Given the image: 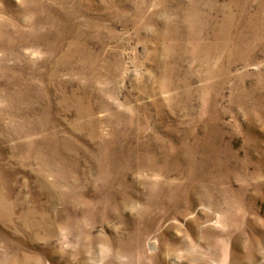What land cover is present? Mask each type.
Here are the masks:
<instances>
[{"label": "rangeland", "instance_id": "1", "mask_svg": "<svg viewBox=\"0 0 264 264\" xmlns=\"http://www.w3.org/2000/svg\"><path fill=\"white\" fill-rule=\"evenodd\" d=\"M0 264H264V0H0Z\"/></svg>", "mask_w": 264, "mask_h": 264}]
</instances>
